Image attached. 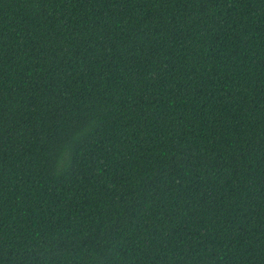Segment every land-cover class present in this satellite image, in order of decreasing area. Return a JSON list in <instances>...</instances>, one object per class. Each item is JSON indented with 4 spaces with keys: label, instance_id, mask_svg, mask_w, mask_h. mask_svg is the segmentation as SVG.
I'll list each match as a JSON object with an SVG mask.
<instances>
[{
    "label": "trees",
    "instance_id": "trees-1",
    "mask_svg": "<svg viewBox=\"0 0 264 264\" xmlns=\"http://www.w3.org/2000/svg\"><path fill=\"white\" fill-rule=\"evenodd\" d=\"M0 264H264V0H0Z\"/></svg>",
    "mask_w": 264,
    "mask_h": 264
}]
</instances>
